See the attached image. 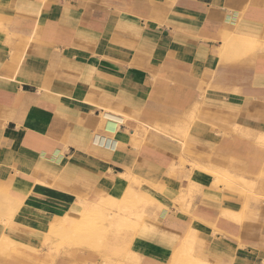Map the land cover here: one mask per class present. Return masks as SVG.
<instances>
[{"label":"crops","instance_id":"crops-1","mask_svg":"<svg viewBox=\"0 0 264 264\" xmlns=\"http://www.w3.org/2000/svg\"><path fill=\"white\" fill-rule=\"evenodd\" d=\"M127 185L139 264H264V0H0V264Z\"/></svg>","mask_w":264,"mask_h":264},{"label":"rangeland","instance_id":"rangeland-1","mask_svg":"<svg viewBox=\"0 0 264 264\" xmlns=\"http://www.w3.org/2000/svg\"><path fill=\"white\" fill-rule=\"evenodd\" d=\"M135 182L140 183V181ZM132 189H134L133 186ZM145 189L146 188H143V190H135L146 195L148 194V189ZM126 192L124 194L114 192L94 202H84V204L87 203L89 205V208L76 213V216H78L81 222L79 229L76 231H69V225L67 224L64 226L63 223H61L55 228V232L58 234L55 233L54 240L50 242L44 240L42 248L47 256V260L44 264H139L141 261L140 255L145 244L143 241L147 239L150 233L154 214H156L157 209L163 208L165 205L159 197H155V193L149 195V199L147 200L148 203L142 200L139 202L140 204L138 203L137 205L138 212H136L139 213L141 211L144 215V218L141 220L137 213L124 214L123 210H119L117 207L110 205L111 200L114 198L119 200L125 196L129 197V193ZM5 201L8 202L9 200ZM86 212H89L87 217L85 216ZM123 215H126L124 219L121 218ZM113 221H118V224ZM112 224L114 226H112ZM93 225L95 226L93 227ZM133 240L135 241L133 242ZM15 246L16 245L12 246L11 244L7 245L5 242H1L0 251L3 252L4 255H8L10 250L16 249ZM23 247L25 249L28 248L27 245H23ZM130 254H134L135 258L130 260V257H128ZM192 256L193 261L194 259L196 262L201 261L194 250ZM189 258V256L186 258L184 257V260H187V262L185 260L184 263L189 264Z\"/></svg>","mask_w":264,"mask_h":264},{"label":"bare ground","instance_id":"bare-ground-1","mask_svg":"<svg viewBox=\"0 0 264 264\" xmlns=\"http://www.w3.org/2000/svg\"><path fill=\"white\" fill-rule=\"evenodd\" d=\"M113 118H114V116H112ZM110 121V120H109ZM111 122V121H110ZM120 175V177L122 178H124V179H127V178H129L130 177V172H128V171H126L125 173H120L119 174ZM133 178V177H132ZM241 180V179H240ZM127 181H128V179H127ZM222 181V180H221ZM243 181H246V180H243ZM130 183V182H129ZM224 185V184H223ZM128 186V185H127ZM129 188L127 189V192L126 193H129V197H121L122 199H116V198H114V199H112L111 200V202H110V205L111 206H114V207H117L119 210H123L124 211V214H136L138 211H137V205H138V203L140 202V201H145V202H147V200L149 199V195H152L153 193H154V191H152V190H149L146 186H143L142 188H146V189H148V194H146V195H144L143 193H141V192H138V191H136L135 190V188L134 189H132V186L130 185V186H128ZM186 187V186H185ZM145 189V190H146ZM123 195V194H122ZM126 195V194H125ZM121 196V195H120ZM148 196V197H147ZM151 197V196H150ZM155 197H156V195H155ZM152 198V197H151ZM10 200V198H8V197H6V200ZM103 199V198H102ZM104 200V199H103ZM154 200V199H153ZM4 201V200H3ZM107 201V200H106ZM150 201V200H149ZM6 202V201H5ZM9 202V201H8ZM7 202V203H8ZM87 202V201H86ZM109 202V201H108ZM6 203V204H7ZM20 203V202H19ZM148 203V202H147ZM3 204V203H2ZM1 204V205H2ZM140 204V203H139ZM19 205V204H18ZM95 205V204H94ZM109 206V205H108ZM99 207V206H98ZM89 208V205L87 204V203H85V205H84V208L83 209H88ZM109 208V207H108ZM140 208V207H139ZM113 209V208H112ZM116 209V208H115ZM141 209H142V207H141ZM137 211V212H136ZM89 212H86V217H87V214H88ZM114 214V213H113ZM117 215V214H116ZM137 215H138V217L139 218H141V220L144 218V215H143V212H139V213H137ZM75 216V215H74ZM120 216V215H119ZM124 216H126V215H123V217H121V218H123L124 219ZM86 217H85V219H86ZM98 217V216H97ZM118 217V216H117ZM89 218V217H88ZM87 218V219H88ZM120 218V219H121ZM128 218V217H127ZM72 219V218H71ZM90 219V218H89ZM119 219V218H118ZM117 219V220H118ZM10 220V219H9ZM92 220V219H91ZM140 220V219H139ZM140 220V221H141ZM121 221V220H120ZM113 222H116V221H113ZM118 222V221H117ZM116 222V223H117ZM124 222V221H123ZM143 222V221H142ZM86 223V222H85ZM90 224V223H89ZM118 224V223H117ZM140 224V223H139ZM68 230L69 231H76L77 229H79L80 228V225H81V222H80V220L78 219V216H75L74 218H73V220L70 222V223H68ZM99 225V224H98ZM95 225H93V227H94ZM112 226H114L113 224H112ZM87 228V227H86ZM59 232V231H58ZM55 233H57V232H55ZM58 234V233H57ZM73 235V234H72ZM8 240V239H7ZM10 241V240H9ZM3 242H4V240H3ZM13 242V241H12ZM6 243V242H5ZM7 243H9V242H7ZM73 243V242H72ZM71 243V244H72ZM10 244V243H9ZM14 244V243H13ZM12 244V246H14ZM70 244V245H71ZM75 244V243H74ZM78 244V243H77ZM76 245V244H75ZM69 246V245H68ZM77 246V245H76ZM16 247V246H15ZM70 247V246H69ZM74 247V246H73ZM10 249V248H9ZM12 249H13V247H12ZM64 249V248H63ZM1 250V249H0ZM14 250V249H13ZM11 251V250H10ZM96 251V250H95ZM60 252V251H59ZM3 253V252H2ZM4 254V253H3ZM187 256H189L190 258L188 259L189 260V264H201L200 262H196V260L194 259V261H193V256L191 255V254H179V255H175V257H173V259H172V264H187V263H184L185 262V260H184V257L186 258ZM47 257V256H46ZM63 258H65V257H63ZM104 261V260H103ZM170 261V260H169ZM186 262H187V260H186ZM104 263V262H103Z\"/></svg>","mask_w":264,"mask_h":264}]
</instances>
